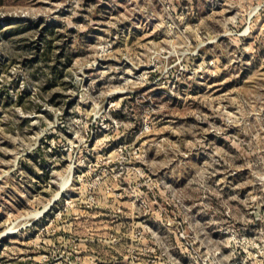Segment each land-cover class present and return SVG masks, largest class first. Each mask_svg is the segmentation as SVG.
<instances>
[{"label": "rangeland", "instance_id": "374dc122", "mask_svg": "<svg viewBox=\"0 0 264 264\" xmlns=\"http://www.w3.org/2000/svg\"><path fill=\"white\" fill-rule=\"evenodd\" d=\"M0 264H264V0H2Z\"/></svg>", "mask_w": 264, "mask_h": 264}, {"label": "trees", "instance_id": "16d2710c", "mask_svg": "<svg viewBox=\"0 0 264 264\" xmlns=\"http://www.w3.org/2000/svg\"><path fill=\"white\" fill-rule=\"evenodd\" d=\"M2 0H0V2H1Z\"/></svg>", "mask_w": 264, "mask_h": 264}]
</instances>
